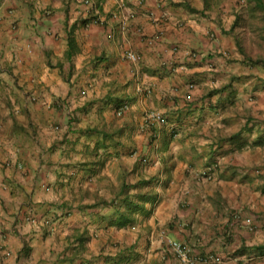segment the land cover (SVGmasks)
Segmentation results:
<instances>
[{"label":"crops","instance_id":"0c3cea01","mask_svg":"<svg viewBox=\"0 0 264 264\" xmlns=\"http://www.w3.org/2000/svg\"><path fill=\"white\" fill-rule=\"evenodd\" d=\"M90 1L0 0V264H178L172 240L218 254L224 199L264 203V66L234 1ZM142 180L130 192L157 198L111 225L104 201Z\"/></svg>","mask_w":264,"mask_h":264},{"label":"rangeland","instance_id":"374dc122","mask_svg":"<svg viewBox=\"0 0 264 264\" xmlns=\"http://www.w3.org/2000/svg\"><path fill=\"white\" fill-rule=\"evenodd\" d=\"M221 1H234V5L229 9L223 7L221 10L224 14H228L232 17L234 21L232 29L239 40H241L243 48H245L246 51L251 52L254 57L261 56L264 58V18L260 10L252 11V3L249 1L253 0ZM248 150L247 147L237 150L238 152H236L235 155H238L243 162L247 161L250 157L248 154L251 153L248 152ZM262 151L263 150L258 153L259 156L262 155ZM254 170L263 171L264 168L261 165H256ZM229 188L231 189V186H229ZM258 199L260 200L258 211L252 210L251 203L248 204L242 202L240 199H231L230 196L224 199V203L229 205L230 208H233L232 210L235 211L232 216V221L234 222L231 223V227L233 229L234 226L236 229L233 232L231 244H228L229 246L227 249H218V254L209 252L220 256V264H264V254H261L260 252L258 253L251 250H244L242 251L243 253L239 252L243 246L241 244L242 236H246L249 240L247 247L243 248H251L254 245L264 243V203L262 198L259 197ZM230 200H234L232 202V207ZM248 219H251V222H248ZM229 222H231V220ZM216 246L222 248L223 245L220 244ZM168 247L170 249V244H168Z\"/></svg>","mask_w":264,"mask_h":264},{"label":"trees","instance_id":"16d2710c","mask_svg":"<svg viewBox=\"0 0 264 264\" xmlns=\"http://www.w3.org/2000/svg\"><path fill=\"white\" fill-rule=\"evenodd\" d=\"M207 1V0H206ZM252 3V11L260 10L262 12L264 18V0H253L249 1ZM264 28V27H263ZM239 49L246 55L247 59L252 62L254 65H263L264 66V58L261 56L254 57L251 52L245 53V48H243V44L241 40L237 39ZM71 49H73V40L70 39V51L68 55L71 56ZM124 106V105H122ZM235 136H238L235 135ZM150 180H142L135 184H130L124 182L121 191L117 194L116 197L111 199L110 201H104V204L109 206L110 209L113 210V219L111 221V225L113 226H123L132 223L135 220L136 214L142 212L145 209V203L149 200L156 199L157 196L149 195L147 191H138V192H130L131 189L141 186H147ZM247 247L245 245L239 250L240 253H243L244 250H251L254 252H260L264 254V243L254 245L251 248H243Z\"/></svg>","mask_w":264,"mask_h":264},{"label":"built area","instance_id":"2783aa9c","mask_svg":"<svg viewBox=\"0 0 264 264\" xmlns=\"http://www.w3.org/2000/svg\"><path fill=\"white\" fill-rule=\"evenodd\" d=\"M87 4H90V0H86ZM94 23L96 24H104L105 19L96 17L94 20ZM126 57L132 61V62H138L140 60L139 55L132 50H129L126 52ZM194 84H191L190 87H193ZM126 109V106H122L118 110V114L121 115L124 110ZM148 124L151 125L157 121L164 122V117L161 116L159 112H151L148 114L147 117ZM217 167V165L212 164L206 168L204 173L202 174L203 179H211L213 177L212 173L214 169ZM248 222H251V219L247 220ZM170 249L173 252L175 258L178 261V264H220L221 258L218 255L208 253L207 255H200L193 251V248H191L187 243L179 241V240H172L170 241Z\"/></svg>","mask_w":264,"mask_h":264}]
</instances>
